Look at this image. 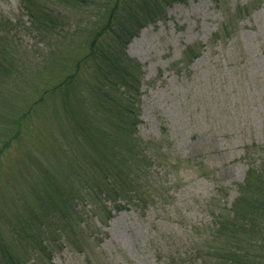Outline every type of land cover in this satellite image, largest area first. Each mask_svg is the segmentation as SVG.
Masks as SVG:
<instances>
[{"label": "rangeland", "instance_id": "1", "mask_svg": "<svg viewBox=\"0 0 264 264\" xmlns=\"http://www.w3.org/2000/svg\"><path fill=\"white\" fill-rule=\"evenodd\" d=\"M98 1L70 5L55 0L68 20L66 30L42 37L24 15L21 0H0V18L13 22L6 27L11 42L6 62L17 63V77L0 86L6 94L0 99L19 94L20 99L25 92L32 96L67 71L76 73L73 85L84 102L93 72L90 65L79 69L72 60H79L85 39L106 21L111 0ZM163 6L164 15L125 48L131 59L125 64H141L144 73L140 122L133 135L111 124L99 129L101 119L92 118L74 132L78 147L71 152L84 171L89 167L80 158L82 142L92 151L99 137H108L103 149L126 161L145 145L155 158L149 189L132 190L131 203L124 201L126 206L114 208L111 216L100 212L114 207L111 201L97 206L81 198L74 208L77 217L61 221L54 213L50 222L40 224L27 207L62 195L71 183L72 163L50 134L16 140L0 158V264H9L3 256L6 247L27 264H205L200 248L211 241L215 212L232 215L247 172L264 166V0H187ZM57 89L55 98L63 104L66 92ZM57 160L62 165L51 175L56 181L49 178L47 192L35 195L32 191L48 178L40 163L48 167ZM42 212L48 215L39 208L34 218ZM34 236L40 241L47 237L46 254L31 252Z\"/></svg>", "mask_w": 264, "mask_h": 264}, {"label": "trees", "instance_id": "2", "mask_svg": "<svg viewBox=\"0 0 264 264\" xmlns=\"http://www.w3.org/2000/svg\"><path fill=\"white\" fill-rule=\"evenodd\" d=\"M47 1L21 0L24 15L29 17L32 28L42 37H49L54 32L66 30L68 23V20L64 22L67 18L58 10L55 0ZM58 1L70 5L99 4L98 0ZM183 1L187 0H111V7L107 8L106 15H108L101 31L88 36L79 54V60H72L79 69L84 64L90 65L93 72V76L88 80L90 93H83L84 102L80 101L79 92L73 85L76 73L67 71L59 81L52 86L35 90L32 96L25 92L20 99L18 98L20 94L0 99V143L3 142L0 146V158L7 154L8 149L20 138L28 135L32 138H48L43 134H50L52 140L58 144L59 149L66 156L69 165L72 163V172L68 177L71 178L69 181L71 183L66 185L62 195L40 199L37 207H27L31 209L30 216L34 221L37 219L40 224L42 220L50 222L54 213L61 221L67 216L77 217L74 208L81 198L97 206L111 201L114 207H107V211L104 212L100 209L102 216L104 214L111 216L114 208L120 210L126 206L123 204L124 201L131 203L132 190L135 194L138 193V188L149 189L151 185L148 179L151 173L149 166L155 158L153 154L146 152L143 142L141 143L144 147H141L137 153L131 151L133 155L128 161L122 158V155L119 157L106 153L108 149L103 148L106 147L105 144L109 139L104 135L103 140L99 137V145L97 142L93 144L92 151L87 143L82 142L85 149L80 158L83 163L86 161L89 167L86 169L84 164L83 171V167H77L76 158H73L71 154L78 147L74 132L79 133V127L84 129L92 118L94 120L98 117L101 119L99 129L106 130L103 128L104 124H111L116 127L121 126L126 132L128 131L129 137L133 135L134 129L140 122L138 103L141 102L140 87L144 73L141 70V64L134 61L132 67H129L130 63L125 64L127 61L131 62L125 48L143 27L164 15L163 3L171 5ZM12 23L9 18H0V86L13 83L11 79L17 74L15 69L17 63L12 60L6 62L5 57L10 54L8 48H11L6 27ZM121 86L124 87L123 91H120ZM7 88L10 94L11 85ZM57 88L66 92L63 104H59L55 98ZM118 92H122L123 96L118 97ZM0 95L6 94L0 93ZM36 117L40 118V123L34 121ZM55 120L56 124H54ZM28 129L31 131L28 132ZM54 130L56 131L53 132ZM66 146H69L70 154L66 151ZM58 162L57 160L56 164L51 163L48 167L40 163L39 168L44 170L41 173L48 178L42 180L43 183L32 191L35 195L47 192L49 178L56 181L51 175L53 170L61 167L62 161L60 164ZM131 162L132 164L129 165ZM125 164L130 166L128 171L124 170ZM138 196L140 201L147 202L141 200L142 195ZM44 207L48 215L42 212L39 217L34 218L36 215L34 213ZM231 209L233 214L229 216L220 211L215 212V227L211 241L210 243L204 241L205 246L200 248L202 262L205 264L206 262L209 264L210 262L212 264H264V245H261L264 243V166L249 169ZM23 216L28 217L25 213ZM44 217L48 220L43 219ZM28 223L31 222L28 221ZM34 226L33 224L28 228L32 229ZM27 237L32 239L31 234ZM40 239L41 241L34 236L30 244L31 252L40 249L46 254L49 242L44 244L47 241L45 236ZM56 239L57 237L54 236L53 244ZM31 252L27 254H32ZM3 256L9 264H27L20 256L15 255L10 247L3 249Z\"/></svg>", "mask_w": 264, "mask_h": 264}]
</instances>
